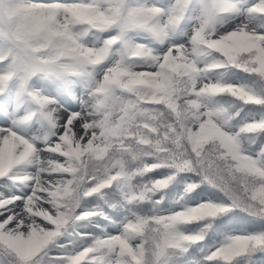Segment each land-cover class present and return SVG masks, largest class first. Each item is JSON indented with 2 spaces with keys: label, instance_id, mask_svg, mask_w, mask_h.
Instances as JSON below:
<instances>
[{
  "label": "snow or ice",
  "instance_id": "snow-or-ice-1",
  "mask_svg": "<svg viewBox=\"0 0 264 264\" xmlns=\"http://www.w3.org/2000/svg\"><path fill=\"white\" fill-rule=\"evenodd\" d=\"M0 264H264V0H0Z\"/></svg>",
  "mask_w": 264,
  "mask_h": 264
},
{
  "label": "rangeland",
  "instance_id": "rangeland-1",
  "mask_svg": "<svg viewBox=\"0 0 264 264\" xmlns=\"http://www.w3.org/2000/svg\"><path fill=\"white\" fill-rule=\"evenodd\" d=\"M155 2L156 3H158L159 5H161V6H165V5H167L168 3H169V0H155ZM191 21L190 20H187V21H185V23L183 24V25H181V29L180 30H178V32H177V34H175L174 36H173V41H175V42H180V41H182L183 39H185V37L182 35V31H183V29H185V28H190L191 27ZM225 27L227 26V25H224ZM154 43V42H153ZM152 43V46L153 47H157V48H159V47H163V46H166V45H159V44H153ZM41 127V130H42V132H47L48 131V129H47V127L46 126H44V125H41L40 126ZM35 135V134H34ZM32 167H36L35 165H33ZM167 173V171H162V170H156L155 172H152V173H149V175H148V177L149 178H156V177H158V176H160L161 174H166ZM19 175H23L24 173L23 172H20V173H18ZM172 187V186H171ZM203 187H206V186H203ZM181 189H184V185L183 184H181V187H180V190L178 191V192H176V194L172 197V199L169 201L168 199H167V203H168V206L170 207V208H172L173 210L175 209V208H177V207H180L181 206V204H185V203H178V204H172V202L174 201V199L175 198H177V197H179V196H181V194H180V192H181ZM125 189H121V191H124ZM164 193H157V194H155V197L154 198H158L159 196H161V195H163ZM194 196L195 195H188V196H184L183 197V201L184 202H187L186 203V205H194V204H198V203H200V199H196V198H194ZM90 199V198H89ZM80 222H77V224H79ZM77 227V225H74V224H70L69 226H68V232L69 233H72L73 232V230L75 229Z\"/></svg>",
  "mask_w": 264,
  "mask_h": 264
},
{
  "label": "trees",
  "instance_id": "trees-1",
  "mask_svg": "<svg viewBox=\"0 0 264 264\" xmlns=\"http://www.w3.org/2000/svg\"><path fill=\"white\" fill-rule=\"evenodd\" d=\"M162 170H166V169H162ZM148 175H149V173L145 176V177H142V178H137V180H144V181H147L148 179H149V177H148ZM179 177H177V179H178ZM171 186L172 187H174L175 185H174V183H173V185H170V188H171ZM180 187H181V185H180ZM201 187H203V186H201ZM196 191H200V189H197ZM165 192H167V189L165 190ZM188 195H195L194 193H187V192H185L184 194H183V196H188ZM167 198V196L165 197V199ZM91 199V198H90ZM165 201H167V200H165ZM175 201L176 202H181L182 201V198H179V199H175ZM221 219H223V217H221Z\"/></svg>",
  "mask_w": 264,
  "mask_h": 264
}]
</instances>
